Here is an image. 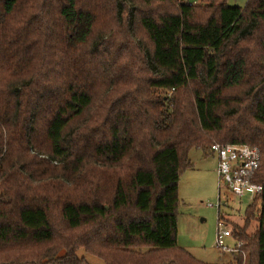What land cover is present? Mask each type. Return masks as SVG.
I'll return each mask as SVG.
<instances>
[{
	"label": "trees",
	"instance_id": "obj_1",
	"mask_svg": "<svg viewBox=\"0 0 264 264\" xmlns=\"http://www.w3.org/2000/svg\"><path fill=\"white\" fill-rule=\"evenodd\" d=\"M213 142L259 152L264 264V0H0V264H212L176 209Z\"/></svg>",
	"mask_w": 264,
	"mask_h": 264
},
{
	"label": "rangeland",
	"instance_id": "obj_2",
	"mask_svg": "<svg viewBox=\"0 0 264 264\" xmlns=\"http://www.w3.org/2000/svg\"><path fill=\"white\" fill-rule=\"evenodd\" d=\"M198 3L201 0H185ZM247 0H228L229 5L244 6ZM190 165L184 168L178 181L177 204V244L196 259L212 264H235V257L241 258L240 264H253L249 252L252 245L239 240L242 245L238 251L225 252L215 244L217 230V209L208 206L217 200L216 155L204 152L198 147L188 151ZM251 198L248 194L236 196L231 192L220 190V216L225 220L227 228L234 229V224L243 226L246 218L244 212ZM254 212L258 213V202H255ZM254 213V214H256ZM258 215V214H256ZM256 217L251 216L246 227V233L252 237L257 228ZM235 237H226L225 244L233 247ZM77 256L86 264H104L103 260L90 254L82 248L77 250ZM170 264V263H165Z\"/></svg>",
	"mask_w": 264,
	"mask_h": 264
},
{
	"label": "built area",
	"instance_id": "obj_3",
	"mask_svg": "<svg viewBox=\"0 0 264 264\" xmlns=\"http://www.w3.org/2000/svg\"><path fill=\"white\" fill-rule=\"evenodd\" d=\"M209 150L216 155L217 200L208 206L217 209V230L215 244L225 252H235L242 245L236 241L233 247L225 244L226 237H231L232 232L227 228L225 220L220 216V190L223 188L236 196L248 194L253 198L262 192L261 184L253 180L259 166V152L256 147L248 144L213 142Z\"/></svg>",
	"mask_w": 264,
	"mask_h": 264
}]
</instances>
